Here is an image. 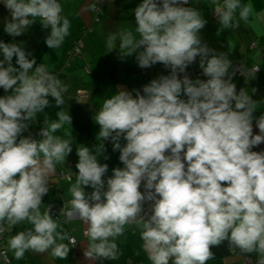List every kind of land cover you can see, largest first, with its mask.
Instances as JSON below:
<instances>
[{"label": "clouds", "instance_id": "1", "mask_svg": "<svg viewBox=\"0 0 264 264\" xmlns=\"http://www.w3.org/2000/svg\"><path fill=\"white\" fill-rule=\"evenodd\" d=\"M187 3L142 0L134 10L137 35L119 30L107 37L106 52L118 49L121 58L135 53L140 67L161 63L170 74L152 79L135 97L117 91L96 112L99 140L110 138L124 165L112 169L106 187L102 177L108 166L97 160L103 144L95 151L76 149L70 215L87 224L84 256L90 260H116V238L126 225L136 224L151 264H206L211 249L225 241L242 253H256L257 264H264V151L251 150L264 143V115L256 120L259 134H253L257 102L247 90L236 91L225 54L209 55L213 50L198 35L206 20L196 8L183 6ZM3 4L10 14L4 31L13 37L37 20L49 30L45 43L51 49L69 35L70 20L61 15L58 0ZM213 10L221 29L238 27L253 12L240 0H222ZM0 53V87L11 90L0 97V236L27 223L30 227L7 240L14 258L50 251L63 260L76 238L48 210L42 213L41 205L49 175L72 151L70 139L55 135L71 117L58 112V121L45 120L42 139L17 138L27 128L25 121L49 105V96L56 106L64 105L68 85L16 43L0 41ZM197 56L207 79L178 77ZM86 186L93 189L87 195ZM145 200L154 201L147 218Z\"/></svg>", "mask_w": 264, "mask_h": 264}, {"label": "crops", "instance_id": "2", "mask_svg": "<svg viewBox=\"0 0 264 264\" xmlns=\"http://www.w3.org/2000/svg\"><path fill=\"white\" fill-rule=\"evenodd\" d=\"M62 6V16L70 20L69 35L65 38L62 45L56 49L49 48L45 43V38L49 33L48 29H44L39 21L29 26V28L20 36H11L4 31L5 19H10V14L0 0V41L4 43H16L24 48L26 53H30L29 59L35 58L36 64H43L50 72L55 74L63 83L68 85V90L63 94L64 105L56 106L54 98L48 97L49 105L42 112H38L35 119L25 121L27 128L18 136V140L22 137L24 131L33 132L32 139H42L40 131L45 127V120L49 122L58 121V112L69 114L71 120L65 122L63 126L55 133L61 139H70L72 151L66 155L63 163L56 164L55 171L48 177V192L42 197L41 212L43 213L49 204L55 207H67L68 201L72 199L69 188L75 183L76 163L78 156L76 149L81 146H87L90 150L95 151L99 143L103 144V140H99L98 132L100 126L95 122V114L100 109L103 101L110 98L119 90H125L136 95L139 88L148 84L152 79H156L161 75H169L170 70L165 68L161 63H156L151 67L145 68L146 74H142L136 60V54L124 56L121 58L118 49L107 51L106 42L94 44V41L83 43L81 54L75 58H65V52L78 37V31L83 29V34L92 30L95 23L99 22L98 29L105 35L115 33L119 30H130L134 35L135 32V16L134 10L142 0H58ZM241 4H251L253 12L247 22L240 21L238 27L221 29L219 20L214 22L212 19L213 8L216 3H222V0H188L185 7H194L206 20L205 26L199 31L201 43L213 50L211 54L223 53L230 61L231 82L235 84L236 91L241 89L248 91L253 101L257 102V107L253 111V134H259L256 126V120L264 115V59L261 58L257 49L250 50L248 45L258 42V48L264 46V0H240ZM99 8L103 16L100 20H96L99 15L94 7ZM238 19V14H237ZM118 46V42H117ZM86 50L87 57L83 56ZM3 54L0 53V60ZM78 59V60H76ZM75 64L73 61H75ZM200 57L189 64L184 73H189V77L193 80H206L203 75L197 77L195 73L201 71L199 67ZM12 64L18 67L13 57ZM259 67V71L254 76H245L236 74L232 70L233 65L248 70L253 65ZM72 65V66H71ZM5 66H7L5 64ZM61 71V72H60ZM178 73V77H180ZM227 78V77H226ZM85 91L87 97L80 100L76 99L78 91ZM9 92L0 87V97L9 95ZM141 94H143L141 92ZM181 98L184 97L183 93ZM234 107V102H233ZM123 146L125 143L123 137L120 139ZM104 151L98 155V163L107 164L108 170L102 179L106 181L112 176V169L124 167L119 160V150H113V144L104 145ZM252 151H264V143L254 146ZM107 157V158H105ZM73 174L70 180L59 178L60 172ZM85 194H90L93 189L90 186L84 187ZM59 222L62 229L70 236L76 238L74 246L69 245L70 250L66 259L53 258L51 252L43 254L26 252L24 257L17 260L13 256V252L8 248L7 240L17 231L30 227L27 223L16 226L11 232L4 235V244L7 253L11 259V264H151L147 253L143 250L141 240V228L134 225H126L122 236L116 238L119 249V256L116 260H90L84 256V251L88 246V237L84 234L87 224L81 221L67 222L61 218H53ZM59 230V229H58ZM68 243L67 240L63 241ZM213 258L208 260L206 264H245V258H256V253H242L238 248H230L227 241L218 247H213ZM1 264V260H0ZM169 264H172L171 260Z\"/></svg>", "mask_w": 264, "mask_h": 264}, {"label": "built area", "instance_id": "3", "mask_svg": "<svg viewBox=\"0 0 264 264\" xmlns=\"http://www.w3.org/2000/svg\"><path fill=\"white\" fill-rule=\"evenodd\" d=\"M94 10L100 14L99 8L97 6L94 7ZM95 19L98 20L97 18H95ZM212 19L215 22L218 21V18L215 15L214 11L212 12ZM248 48L250 50H256L257 49V51H258L259 55L261 56V58L264 59V46L262 48L261 47L258 48V42L257 41L251 42L248 45ZM82 50H83V43H82V41L80 39H77V40L74 41V43L72 45V48L70 50H68V52L66 53L67 54L66 58H68V59L69 58H75V57H77V56H79L81 54ZM256 67H258V66L255 64L252 67H250L248 70L245 71L241 67H239L237 65H233L232 66V70L236 74H243L245 76H249V73H251ZM258 71H259V69H258ZM258 71H256L255 73H257ZM142 74L143 75L146 74L145 67H142ZM184 75L189 76V73H182V74H180V77H182ZM195 75L197 77H200L202 75V70L197 72V73H195ZM142 88L143 87L139 88L140 92H142ZM85 97H87V93L85 91L80 90V91L77 92V95H76V99L77 100H80V99L85 98ZM252 128H253V125H252ZM24 136H25V138H30V139L33 138V134L31 132L26 133ZM103 143L104 144H107V143L111 144L112 141L109 138L107 140H103ZM72 177H73V174H70V173H65L63 171L59 173V178H66L67 180H70ZM139 190L142 193L146 191V189L143 187V181L141 182V187H140ZM70 201L71 200L68 201L67 207L59 208V207H55L54 204H49L47 206L46 210H48L50 212L52 218H56V219L57 218H61V219L65 220V221H67V222H73V221L84 222L81 219H79L78 217L70 215V213L72 212ZM152 203H154V201H148V200H145L142 203V209H143L142 215H144L145 218H147L151 214L150 205ZM130 225H134V224H130ZM84 234L86 235V231H84ZM1 239H2V237L0 236V240ZM72 246H74V245H72ZM0 256H1L2 264H11V259L8 256L6 250L1 249L0 250ZM257 260H258V257H256V258H245L244 259V263L245 264H257Z\"/></svg>", "mask_w": 264, "mask_h": 264}, {"label": "rangeland", "instance_id": "4", "mask_svg": "<svg viewBox=\"0 0 264 264\" xmlns=\"http://www.w3.org/2000/svg\"><path fill=\"white\" fill-rule=\"evenodd\" d=\"M98 25H99V22L98 23H95L92 30L88 33H85L82 35V31L83 29L85 28H82V30L78 31V29L76 30V32H78V37H81L82 38V41L83 43H87L88 41H94V44L96 43H101V41H104V42H107V37L110 35H105L103 32H101L99 29H98ZM86 50L83 51V56L84 57H87V54H86ZM78 60V59H76ZM75 61H73V63L75 64ZM72 66V65H71ZM61 72V71H60Z\"/></svg>", "mask_w": 264, "mask_h": 264}, {"label": "trees", "instance_id": "5", "mask_svg": "<svg viewBox=\"0 0 264 264\" xmlns=\"http://www.w3.org/2000/svg\"><path fill=\"white\" fill-rule=\"evenodd\" d=\"M8 11V10H7ZM9 13V12H8ZM102 16H103V14H102V12L100 11V14L97 16V19L98 20H100L101 18H102ZM214 21V20H213ZM215 22V21H214ZM81 33H83V32H81ZM77 39H80V37H77L75 40H77ZM74 43V42H73ZM73 43L71 44V46H69V48L66 50V52H65V55L64 56H67V52H68V50H70L71 48H72V45H73ZM66 58V57H65ZM28 132H30V131H24V133L22 134V137L23 138H25V134L26 133H28ZM32 134H33V132H31ZM33 137H34V134H33ZM104 144V143H103ZM109 143H107V144H104V145H108ZM6 233H4L3 234V236H1L2 237V239L0 240V250L1 249H4V250H6V248H5V244H4V235H5ZM7 251V250H6ZM8 254V253H7ZM9 256V255H8ZM0 260H1V256H0ZM1 264H2V260H1Z\"/></svg>", "mask_w": 264, "mask_h": 264}]
</instances>
